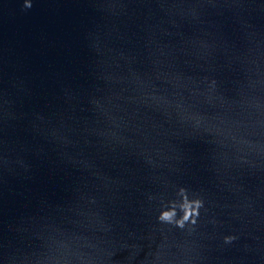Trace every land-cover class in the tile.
<instances>
[{"label":"water","instance_id":"water-1","mask_svg":"<svg viewBox=\"0 0 264 264\" xmlns=\"http://www.w3.org/2000/svg\"><path fill=\"white\" fill-rule=\"evenodd\" d=\"M0 264H264V0H0Z\"/></svg>","mask_w":264,"mask_h":264},{"label":"clouds","instance_id":"clouds-1","mask_svg":"<svg viewBox=\"0 0 264 264\" xmlns=\"http://www.w3.org/2000/svg\"><path fill=\"white\" fill-rule=\"evenodd\" d=\"M185 208H186V214L184 216V219L187 220L188 216L191 215V211H187V209L189 208L188 205H185ZM173 216H174V212H164L161 216V219L171 221Z\"/></svg>","mask_w":264,"mask_h":264}]
</instances>
